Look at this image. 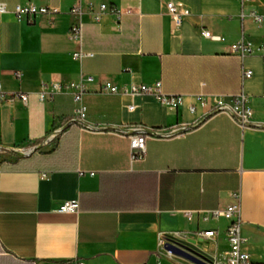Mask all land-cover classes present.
<instances>
[{"label": "crops", "instance_id": "1", "mask_svg": "<svg viewBox=\"0 0 264 264\" xmlns=\"http://www.w3.org/2000/svg\"><path fill=\"white\" fill-rule=\"evenodd\" d=\"M81 1L117 8L121 18L106 12L95 23L89 15H70L79 0H0L10 11L0 16V89L29 94L27 105L0 103V264H193L167 256L161 237L179 233L196 241L206 230L218 237L203 248L223 257L229 222L203 218L236 203L243 250L250 264H264V58L241 59L230 50L243 36L264 44V24L242 20L235 0ZM168 1L191 11L180 28L172 25ZM19 4L61 14L20 22L11 13ZM250 9L264 13V0ZM78 21L84 22L81 45L69 38ZM202 30L226 41L206 39ZM80 49L93 56L74 59ZM247 70L253 76L243 80ZM81 75L95 78L84 97L88 130L68 125L72 95L38 98L43 84ZM106 82L126 91L161 82L164 92L184 95L185 102L171 110L150 96L109 95L102 91ZM242 92L256 127L210 115L196 99L231 100ZM184 126L181 134L163 136ZM137 127L160 134L147 138L142 160L132 159L123 132ZM52 135L48 150L12 156ZM71 200L79 201L78 212H58Z\"/></svg>", "mask_w": 264, "mask_h": 264}, {"label": "built area", "instance_id": "2", "mask_svg": "<svg viewBox=\"0 0 264 264\" xmlns=\"http://www.w3.org/2000/svg\"><path fill=\"white\" fill-rule=\"evenodd\" d=\"M241 6V19L246 18L251 19L256 25L261 26L264 24V13L258 12L256 9H250L253 6L254 0H235ZM166 8L168 15L171 17L172 25L174 28H180L187 18L190 17L191 11L182 5H178L172 1L166 3ZM109 12L115 15L118 21L121 18L122 12L117 8H109L106 4H95L90 2L86 5L79 0V4L72 7L69 11L70 15L73 16H84L89 15L95 23H100L102 21L103 15ZM10 13L9 9L5 4L0 3V16H4ZM11 13L14 17L22 22H27L33 24L36 22L37 18L48 17L50 20L55 19L61 14V10L56 7L48 6H37L34 4H19L13 8ZM84 22L78 21L74 23L69 32V38L78 43L82 44L83 41V31ZM202 36L206 39L225 42L226 39L220 35H213L208 30H202ZM231 53L238 56L241 59H245L250 56L260 55L264 58V44L257 45L252 41L247 40L244 36L237 42L230 46ZM92 53H86L81 49L74 53L73 57L76 60H82L86 57H92ZM20 76V74H18ZM253 76L251 70L244 72L243 80H248ZM95 83V78L93 76L81 75L80 79L75 82L70 83H59L52 82L50 84H43L40 92L38 93V98L41 102H45L47 96H57L60 94H70L73 97L75 104L73 117L70 119L68 125H79L83 129H92L88 124V108L84 102V97L89 92V87ZM102 91L109 95H118L121 93H131L134 95L150 96L154 98L159 104L167 107L171 110H176L181 107L185 102V96L181 94H168L164 92L161 82H156L152 85L140 84L133 85L128 91L121 90L118 86H115L111 82H106L102 86ZM211 96L200 95L196 99L203 105L209 106L208 114L223 113L228 115L233 122L238 124L241 128L247 129L256 127L252 121L253 110L249 105L248 96L242 92L241 94L235 96L231 100H228L222 96H214V102H210ZM29 101V94L22 92L6 93L0 89V103L13 104L15 102H21L23 105H27ZM195 108L191 107V111ZM187 128L184 126L178 130H174L171 133L163 134V136H171L173 134H181L186 131ZM125 134L129 135L130 139V149L133 160H142L146 153V140L147 138H152L159 136L158 132L154 129H149L145 127H137L133 132L129 133L128 130H123ZM55 135L48 137L43 144L33 146L31 148H21L16 150V153L22 157L31 156L41 147L50 144L54 139ZM79 210V201L71 200L64 202L58 209L60 213H76ZM190 217V215H189ZM224 218L229 222L226 229V238L228 242V251L225 256L220 257L212 255L214 257L213 264H250L251 256L248 252L243 250V245L246 243V239L242 234V216L239 203L232 204L224 210H212L204 215V220H218ZM175 237L186 239L182 234H172ZM218 237V232L216 230H206L201 231L197 234V240L202 241L203 245L209 242L215 241ZM166 237L163 235L161 237V245L165 254L169 257H173L174 254L171 251L165 250ZM84 264V263H79ZM157 264H161L158 262Z\"/></svg>", "mask_w": 264, "mask_h": 264}, {"label": "water", "instance_id": "3", "mask_svg": "<svg viewBox=\"0 0 264 264\" xmlns=\"http://www.w3.org/2000/svg\"><path fill=\"white\" fill-rule=\"evenodd\" d=\"M165 250L171 251L174 256L183 258L193 264H213L214 257L203 248V242L178 238L166 234Z\"/></svg>", "mask_w": 264, "mask_h": 264}, {"label": "rangeland", "instance_id": "4", "mask_svg": "<svg viewBox=\"0 0 264 264\" xmlns=\"http://www.w3.org/2000/svg\"><path fill=\"white\" fill-rule=\"evenodd\" d=\"M32 146H28L27 148H31ZM49 149V147H47V146H43V147H41L40 149H39V151H43V150H48ZM12 156H14V157H21V156H18V155H16V154H13ZM11 156V157H12ZM2 157L0 156V159H1Z\"/></svg>", "mask_w": 264, "mask_h": 264}, {"label": "trees", "instance_id": "5", "mask_svg": "<svg viewBox=\"0 0 264 264\" xmlns=\"http://www.w3.org/2000/svg\"><path fill=\"white\" fill-rule=\"evenodd\" d=\"M71 127V126H70Z\"/></svg>", "mask_w": 264, "mask_h": 264}]
</instances>
